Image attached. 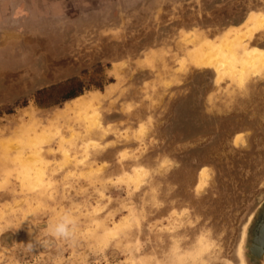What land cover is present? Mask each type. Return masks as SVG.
Masks as SVG:
<instances>
[{"label": "rangeland", "instance_id": "obj_1", "mask_svg": "<svg viewBox=\"0 0 264 264\" xmlns=\"http://www.w3.org/2000/svg\"><path fill=\"white\" fill-rule=\"evenodd\" d=\"M250 16L235 68L199 62ZM254 48L264 0H0V264H204L209 248L245 264L264 203ZM65 214L71 242L49 230Z\"/></svg>", "mask_w": 264, "mask_h": 264}, {"label": "bare ground", "instance_id": "obj_2", "mask_svg": "<svg viewBox=\"0 0 264 264\" xmlns=\"http://www.w3.org/2000/svg\"><path fill=\"white\" fill-rule=\"evenodd\" d=\"M252 20H253V17L250 16L247 19H245L241 24H238V26H235L234 29L229 28V30H231V31H228V33L226 34L225 41L221 45H214V47L209 45V47L206 48V54H205V57L203 58V60H200L199 59L200 57L198 58L200 60L199 62H201L202 65L207 63V65L211 64L212 66H215V64L217 62L216 66L218 67V69H221V68H225V69H231L232 68L233 69V68H235L236 67L235 57L232 56L233 53H231V51H230L231 43H233L232 41H235V40L238 41V40L243 39L244 37L250 36L252 33L255 32V30L258 28L257 25L261 22V19L257 18V21H256L257 23H255V22L253 23ZM234 56H235V54H234ZM262 57H264V48H254L252 50H249L245 54V61L249 62V63H254L258 58L261 59ZM238 61H236V62H238ZM262 61H264V59H262ZM261 63H264V62H261ZM216 66H215V68H216ZM243 67L246 68L245 66H243ZM253 68H255V67H253ZM246 69H248V68H246ZM235 70L237 71V68ZM223 72H225V71L223 70ZM220 73L221 72H219V74ZM240 75H241V73H240ZM242 254L244 257V263L247 264L246 259H245V255H244V253H242Z\"/></svg>", "mask_w": 264, "mask_h": 264}, {"label": "water", "instance_id": "obj_3", "mask_svg": "<svg viewBox=\"0 0 264 264\" xmlns=\"http://www.w3.org/2000/svg\"><path fill=\"white\" fill-rule=\"evenodd\" d=\"M243 244L247 264H264V203L252 216Z\"/></svg>", "mask_w": 264, "mask_h": 264}, {"label": "clouds", "instance_id": "obj_4", "mask_svg": "<svg viewBox=\"0 0 264 264\" xmlns=\"http://www.w3.org/2000/svg\"><path fill=\"white\" fill-rule=\"evenodd\" d=\"M74 227H75V219L70 215L65 214L56 223L51 224L49 226V230L53 237L71 242L75 235ZM28 247L31 250L33 244L31 242L28 243ZM210 254H211V248H209L208 252L204 253L202 257L204 264H212V262L208 259Z\"/></svg>", "mask_w": 264, "mask_h": 264}, {"label": "flooded vegetation", "instance_id": "obj_5", "mask_svg": "<svg viewBox=\"0 0 264 264\" xmlns=\"http://www.w3.org/2000/svg\"><path fill=\"white\" fill-rule=\"evenodd\" d=\"M72 96H74V94H70V96H69V97H72Z\"/></svg>", "mask_w": 264, "mask_h": 264}]
</instances>
